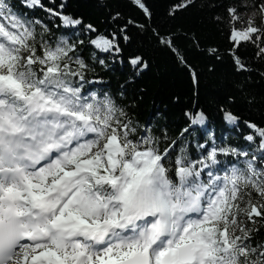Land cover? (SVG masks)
<instances>
[{"label": "snow or ice", "instance_id": "snow-or-ice-1", "mask_svg": "<svg viewBox=\"0 0 264 264\" xmlns=\"http://www.w3.org/2000/svg\"><path fill=\"white\" fill-rule=\"evenodd\" d=\"M52 3L21 0L58 25L0 0V264H264V121L242 120L229 107L237 94L257 103L247 81H234L217 107L261 151L210 136L193 159L191 125L205 123L203 109L185 113L191 124L178 139L166 130L157 138L132 118L123 90L85 95L91 69L84 41L61 28L89 35L91 58L107 67L97 52L123 55L121 41L132 42L134 27L172 53L193 83L189 50L221 62L220 48L194 28L161 31L148 0H131L143 22L104 4L103 29L67 11V0ZM193 8L217 25L225 22L217 9H224L237 73L256 71L238 54L241 42L252 43L264 62V0H174L167 15ZM128 64L125 84L149 67L138 53Z\"/></svg>", "mask_w": 264, "mask_h": 264}, {"label": "trees", "instance_id": "trees-1", "mask_svg": "<svg viewBox=\"0 0 264 264\" xmlns=\"http://www.w3.org/2000/svg\"><path fill=\"white\" fill-rule=\"evenodd\" d=\"M59 2L60 0H55L56 4ZM173 2L174 0H148L154 12V26H159L161 31L169 28L175 30L177 27L194 28L205 43H212L220 48L224 53L222 61H210L209 57L189 50L188 63L198 74L197 82L193 83L190 71L178 64L172 53L157 46L149 36L139 34L136 28L130 26L129 35L133 39L130 44H124L121 41V46L124 48L123 55L113 58L111 54L97 52V55L108 65L103 67L91 58L94 48L88 44L89 35L82 34L79 27L61 28L63 34L70 36L73 40L84 41L81 49L91 69L86 73L88 83L84 84L85 95L93 91L119 95L123 90L122 99L130 104L132 118L139 121L140 125L149 127L157 138L160 137L161 132L166 130L169 137L178 139L180 130L191 124L185 113L203 109L208 119L203 126L191 125L189 154H193L194 151L198 152L197 143H204L205 140H209L210 136H214L218 144H232L235 147L251 145L247 150L256 153L254 151L256 149L259 153L261 149L257 143L244 139L249 130L224 120L223 114L217 107L228 93L234 91V81L246 80L248 90L255 95L257 103L250 104L237 94V103L229 107L233 108L242 120L251 119L258 123L264 121V104L259 102L264 97V78L260 75L264 72V62L256 57L255 46L252 43L241 42L238 54L256 71L237 73L231 57L227 54V49L232 45L227 38V17L224 9H217L225 16V22L220 25L213 23L207 12H201L195 8L187 12H178L176 18L171 19L167 15V9ZM217 2L228 5L233 0H217ZM12 3L26 14L44 19L45 23L50 21H54L57 25L60 23L55 18L47 17L40 8L31 10L23 8L21 0H12ZM43 3L47 7L53 6L52 0H43ZM104 4L143 22V14L131 3V0H67V11L83 15L86 21L94 22L103 29L107 26L103 23L106 16ZM50 26H52L51 23ZM53 31H56L55 27ZM184 43L187 44V42ZM132 53L144 55L149 62V67L142 70L134 83L125 84L130 73L128 56ZM211 63H216L214 71L210 70ZM161 144L163 146V141ZM197 158L198 156L193 154V159ZM221 159L226 161L229 158L221 157Z\"/></svg>", "mask_w": 264, "mask_h": 264}]
</instances>
